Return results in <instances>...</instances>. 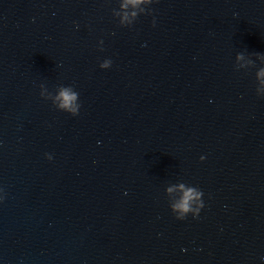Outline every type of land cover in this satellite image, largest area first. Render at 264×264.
<instances>
[{"label":"water","instance_id":"1","mask_svg":"<svg viewBox=\"0 0 264 264\" xmlns=\"http://www.w3.org/2000/svg\"><path fill=\"white\" fill-rule=\"evenodd\" d=\"M262 70L264 0H0V264H264Z\"/></svg>","mask_w":264,"mask_h":264},{"label":"clouds","instance_id":"2","mask_svg":"<svg viewBox=\"0 0 264 264\" xmlns=\"http://www.w3.org/2000/svg\"><path fill=\"white\" fill-rule=\"evenodd\" d=\"M130 3L136 4L139 0H129ZM242 59L243 57H238ZM110 62H106L103 67H108ZM261 76H264V70L260 73ZM78 94L73 92L71 88H61L57 100L59 101V107L65 111L71 112L73 115H78V106H75ZM203 159V158H202ZM182 196L178 203L173 205V211L179 212L180 215L177 219L183 220L187 217L189 213L192 212V204L194 201L199 200L201 193L197 192L194 188H186L183 184L179 188ZM169 192L174 191V189H168ZM201 207L203 205L201 204ZM199 213L197 212L195 217H198Z\"/></svg>","mask_w":264,"mask_h":264}]
</instances>
